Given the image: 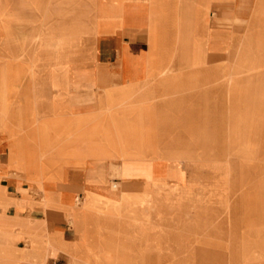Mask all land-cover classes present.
<instances>
[{
	"label": "rangeland",
	"instance_id": "1",
	"mask_svg": "<svg viewBox=\"0 0 264 264\" xmlns=\"http://www.w3.org/2000/svg\"><path fill=\"white\" fill-rule=\"evenodd\" d=\"M83 1L65 0L58 5L55 0H4L0 10V152L5 149L7 156L0 182L17 181L19 192L15 199L0 187V264H46L59 252L68 256L71 264H264V0L255 10L257 25L249 31L252 36L247 44V59L232 57L227 63L215 65L212 84L201 83L205 74L200 71L173 69V64L158 76L161 82L157 80V86L189 87L181 92L185 95L183 108H170L167 116L155 114L149 119L192 118L198 122L195 134L218 137L129 138L132 133L126 129L125 106L106 105L85 123V147L78 155L67 149L60 118L44 115L53 113V105L47 103L40 87L65 86L70 79L76 83L93 80L97 82L93 86H126L121 83L124 75L114 72L111 81L112 71L96 68L95 63L100 36H117V0ZM254 1L248 0L247 7L251 8ZM51 6L70 7L65 12L72 22L85 14L83 22L94 27L85 28L91 33L86 39H80L77 27H70V36H64L69 40L55 44L57 52L40 58L36 73H30L35 61L31 51L36 54L43 46L42 32H38L37 42L29 40L37 30L48 28L51 20L46 15ZM210 14L221 17L220 11ZM90 46L93 48L84 49ZM223 84L230 86L228 107L191 105L192 94L201 92L203 86ZM165 93L168 92L157 90L155 95L159 97L153 102L165 100ZM176 96L177 102V92ZM179 109L180 114L173 113ZM195 109L197 114H187ZM95 120L101 123L95 124ZM45 123L48 128L43 127ZM32 131L41 132L43 137L48 133V140H39L44 146L42 154H30ZM149 134L174 137L179 133L173 128L162 129L159 122ZM14 139L21 140V145H15ZM16 150L19 154L9 157L8 152ZM99 157L139 160L150 168L139 171L109 166L116 168L113 171L120 180L114 177L98 184L90 180V172H71L72 181L87 184L82 199L97 200L101 207L91 212L93 216L86 221L75 223L78 237L89 239L83 246L86 249L79 250L75 245L72 253L68 249L54 250L56 246L71 249L74 245L59 236L54 237V242L48 240L47 234H32L39 223H48L33 217L35 201H43L44 197L40 189L21 186L33 179L39 183L60 182L67 172L54 168L74 159L86 162ZM29 163L47 170L38 171V176L31 179ZM9 209H13L11 214ZM98 227L108 231L101 240L94 234ZM33 246L36 250H30Z\"/></svg>",
	"mask_w": 264,
	"mask_h": 264
},
{
	"label": "crops",
	"instance_id": "2",
	"mask_svg": "<svg viewBox=\"0 0 264 264\" xmlns=\"http://www.w3.org/2000/svg\"><path fill=\"white\" fill-rule=\"evenodd\" d=\"M57 1V2H56ZM69 1V0H68ZM83 1V0H82ZM248 0H117L118 3V23L117 36L105 37L103 34L97 46L96 53V68L98 66L111 70V81L113 80L114 72L124 75L122 79L126 86H93L97 83L93 80L87 82H72L68 80L65 86H42L40 92L47 100V103L53 105L52 114H44L54 118H60V122L64 125L63 130L68 140L69 146L67 149L74 150V154H81L84 149L86 132L85 123L98 112L103 106H125V123L126 129L131 132L129 138L143 139H166V138H214L215 135H197V121L189 118L185 121L181 119L167 120L166 117L162 120L149 119L155 114L166 115L171 113L170 108H183L182 91L187 90L189 86H157L161 79H158L167 68L173 64V69L194 70V73L200 71L205 74V78L201 83H213L214 67L227 63V61L236 57L238 59H247L249 51L247 44L251 40V28L257 24L254 23V15L257 5L260 0H255L251 8L247 7ZM56 4H63L65 0H55ZM84 2V1H83ZM5 6L4 0H0V10ZM67 9L64 6L49 7V22L47 29L37 30L33 37H30V42H37V34L42 32L43 46L33 54L32 59H35L33 69L30 73H36L34 70L39 67V59L44 57H52L51 53L57 52L55 44L58 42L65 44L68 39L64 36H70V27H77V34L80 39H86L91 35L90 30L85 28L91 25L83 22L84 15L81 14L73 22L67 14ZM217 11L221 12V17H214ZM64 12V14H63ZM232 16V17H231ZM56 20V21H54ZM2 23L0 17V24ZM29 25V24H28ZM264 25V24H262ZM33 26V25H32ZM91 27H94L91 26ZM1 28V27H0ZM2 29V28H1ZM92 29V28H91ZM2 30H0L1 32ZM16 31V30H15ZM1 34V33H0ZM31 34V32H30ZM46 34L49 36L47 37ZM60 35V38L55 36ZM46 37V38H45ZM105 37V38H104ZM2 42V41H0ZM178 44V46H177ZM64 45L61 47V52L64 50ZM84 48L85 50L92 49ZM177 48V49H176ZM45 53V54H44ZM46 53H50L46 55ZM237 53V56H235ZM42 62H40L41 64ZM43 66V64H42ZM71 68H69V72ZM37 73H43L39 71ZM165 73V72H164ZM91 81V82H90ZM145 82V84H141ZM147 82V83H146ZM158 83V84H159ZM72 85V86H70ZM98 85V84H97ZM132 85V86H131ZM141 85V86H139ZM187 87V88H186ZM201 92L192 94L191 98L196 108L203 107H228L230 86L225 84L220 86H203ZM258 88V87H257ZM261 88V87H260ZM164 90L168 93L164 94L165 100L161 102H153L159 95H155L157 90ZM241 90V87L238 88ZM178 101H174L177 98ZM262 94V88L261 92ZM34 95V94H33ZM38 93L35 106H37ZM34 98V99H35ZM124 101V104H123ZM40 113L39 111H37ZM36 112V113H37ZM199 111H189L187 114L195 115ZM174 114H180L181 110L173 111ZM209 115H214V110L209 111ZM207 121V120H206ZM95 124L101 123V120L93 121ZM162 125V129L170 130L177 129L178 133L174 137L168 135H150V130L156 128V123ZM208 122V121H207ZM171 123L174 126H171ZM182 123L184 124L182 126ZM101 125V124H100ZM43 127L48 128L45 123ZM100 128L96 127L95 129ZM208 128V127H207ZM78 132H75V130ZM59 130V129H58ZM13 130H10V133ZM91 131V128L90 130ZM61 132V131H59ZM15 133V132H14ZM14 133H11L14 135ZM40 135H39V134ZM89 133V132H88ZM55 137V136H54ZM49 138L41 132L32 131L30 133V154L38 155L44 153V146L39 140ZM15 145L20 144L21 140H12ZM59 141L58 143H60ZM62 144V143H61ZM83 145V146H82ZM1 147V146H0ZM1 149V148H0ZM19 154L16 151L8 152L9 157H15ZM6 151L0 152V171L5 170ZM46 160V159H45ZM29 177H37L38 171L47 170L46 167L38 168V164L31 166ZM35 165V166H34ZM43 165V164H42ZM54 169H62L67 172L60 182H51L45 180L39 183L35 179L27 180L21 188L33 187L40 189L44 197L43 201H35L36 211L33 217L48 221L46 225L39 222L35 233L36 235L47 234L50 241H54V237L59 236L62 241L69 243L72 248L61 247L53 248L54 250H66L75 252L77 249L83 248L89 239L86 237L80 239L77 234L75 223L80 219L87 220L88 216H93L91 212L97 211L101 206L97 200L84 201L82 198L86 195L87 184L76 183L71 180V172L83 171L90 172L89 178L93 184H98L101 180L116 178L113 171L116 168L109 166L120 165L129 167L130 169L144 171L150 166L143 161H121L119 158L106 159L99 157L88 161L74 159L68 164L63 163ZM51 169V168H50ZM53 169V168H52ZM105 170L103 172L91 173V171ZM118 182V181H117ZM0 187L5 188L7 195L17 199L18 182L12 179L2 180ZM98 193V192H96ZM139 202V201H138ZM13 209H9L11 214ZM140 212V211H138ZM137 212L138 218L140 213ZM84 234L87 236V226L84 227ZM97 240H101L102 234H108V231H103V227H98L96 233ZM95 239V240H96ZM23 246V244H19ZM82 247V248H81ZM22 249V248H21ZM25 249V248H23ZM38 249H41L38 247ZM30 250H36L33 246ZM53 255V254H52ZM70 258L64 253H58L56 258H51L46 264H56L63 261V264H71ZM6 264V263H5ZM73 264V263H72Z\"/></svg>",
	"mask_w": 264,
	"mask_h": 264
},
{
	"label": "bare ground",
	"instance_id": "3",
	"mask_svg": "<svg viewBox=\"0 0 264 264\" xmlns=\"http://www.w3.org/2000/svg\"><path fill=\"white\" fill-rule=\"evenodd\" d=\"M32 71V69L30 70V72Z\"/></svg>",
	"mask_w": 264,
	"mask_h": 264
}]
</instances>
